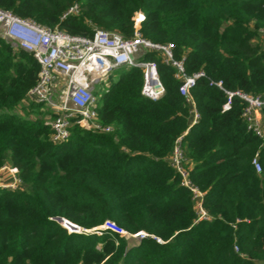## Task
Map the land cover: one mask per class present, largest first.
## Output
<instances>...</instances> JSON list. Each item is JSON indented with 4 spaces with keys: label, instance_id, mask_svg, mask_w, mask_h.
I'll return each instance as SVG.
<instances>
[{
    "label": "trees",
    "instance_id": "16d2710c",
    "mask_svg": "<svg viewBox=\"0 0 264 264\" xmlns=\"http://www.w3.org/2000/svg\"><path fill=\"white\" fill-rule=\"evenodd\" d=\"M76 4L79 13L61 19ZM0 8L71 34L99 26L125 37L134 35L140 12L144 37L173 43L187 75L204 73L189 90L200 116L191 127L176 68L150 52L146 59L156 62L165 89L160 100L142 95L143 70L134 66L105 93L95 92L97 122L110 131L75 125L55 143L46 122L54 111L42 114L36 103L19 108L40 64L0 35V168H15L21 180L17 188L0 187V264L264 259V144L248 129L244 99L234 94L224 108L228 91L264 97V0H0ZM176 147L210 219L196 221L193 193L171 162ZM106 221L151 236L97 233Z\"/></svg>",
    "mask_w": 264,
    "mask_h": 264
},
{
    "label": "built area",
    "instance_id": "2783aa9c",
    "mask_svg": "<svg viewBox=\"0 0 264 264\" xmlns=\"http://www.w3.org/2000/svg\"><path fill=\"white\" fill-rule=\"evenodd\" d=\"M79 6L73 5L68 8L61 19H66L79 13ZM140 13V12H138ZM137 14V13H136ZM135 14V17H136ZM135 19V31L131 37H125L117 31L93 27L90 35L71 34L63 29L39 23L30 17H21L11 10L0 8V35L14 45L29 51L40 64L39 78L35 86L27 92V98L21 103L28 107L31 103L43 104L45 109H50L56 114L55 117H46V122L51 126V140L60 143L69 138L71 133L72 118H79V126H89L93 129L110 131L111 127L102 128L97 122V106L99 96L95 95V84L101 83L113 70L121 66H129V69L137 66L143 70V86L141 93L152 100H160L165 89L160 79L157 64L153 60L146 59L150 52L161 55L164 62L176 68L175 76L180 79V92L191 105L190 127L200 119L195 102L190 94L196 78L203 76L202 71L193 75H187L184 68V58L176 59L174 56L173 43L154 42L144 37L140 32V23L144 18ZM65 84L64 90L57 104L53 103V93L57 85ZM59 85V86H60ZM220 86V82L218 83ZM228 101L224 108H228L232 95H239L247 102L243 117L247 122L248 129L261 138L264 144V97L260 95L235 91H228ZM183 152L176 147L171 162L177 166L182 174V184L190 189L195 200L198 218L210 219L203 205V193L189 179L187 172L182 169L181 158ZM252 164L257 172L262 171L259 153H255ZM5 174H9L10 180L5 181ZM21 180L16 174L15 168L3 165L0 168V187L17 188ZM68 230L66 224H63ZM80 231L81 228L73 229ZM92 230V229H91ZM97 233L107 231L117 233L124 237H134L141 240L151 236L144 231L129 234L112 221H106L98 228ZM154 237V236H153ZM159 240V239H158ZM238 251V248L235 247Z\"/></svg>",
    "mask_w": 264,
    "mask_h": 264
},
{
    "label": "rangeland",
    "instance_id": "374dc122",
    "mask_svg": "<svg viewBox=\"0 0 264 264\" xmlns=\"http://www.w3.org/2000/svg\"><path fill=\"white\" fill-rule=\"evenodd\" d=\"M141 17H142V15H141V13H137L136 14V19H141ZM129 70V66H121V67H119V68H117V69H115V70H113L106 78H103V80H102V82L101 83H97V84H95V92L96 93H105L108 89H109V87L111 86V84L112 83H114L115 81H117L118 80V78L121 76V74L122 73H126L127 71ZM60 85V84H59ZM59 85H57L56 87H55V89H54V93H53V103L54 104H57V103H59V101H60V96H61V94H62V91L64 90V87H65V84H61L60 86ZM44 107H46L45 105L42 107V109H40V108H37V105H35V107L34 108H36V109H38V110H44V112H42V114L43 113H45V111L47 110V109H45ZM39 112V111H38ZM41 114V112H40V114L39 113H37V112H35V113H33L32 114V117H37L38 115L39 116H41L42 115ZM48 116V115H47ZM46 116V117H47ZM71 121V127L72 126H75V125H81V122L80 123H78V121L76 120H74L73 118H72V120H70ZM10 176L11 175H9V174H5V176H4V180L5 181H9L11 178H12V176H11V178H10Z\"/></svg>",
    "mask_w": 264,
    "mask_h": 264
},
{
    "label": "water",
    "instance_id": "95a60500",
    "mask_svg": "<svg viewBox=\"0 0 264 264\" xmlns=\"http://www.w3.org/2000/svg\"><path fill=\"white\" fill-rule=\"evenodd\" d=\"M57 221H59L60 223L62 224H66V222H69L67 221V219L65 218H62V217H56ZM78 229V228H76ZM249 259L254 263V264H264V259H255V258H252L249 256Z\"/></svg>",
    "mask_w": 264,
    "mask_h": 264
},
{
    "label": "crops",
    "instance_id": "0c3cea01",
    "mask_svg": "<svg viewBox=\"0 0 264 264\" xmlns=\"http://www.w3.org/2000/svg\"><path fill=\"white\" fill-rule=\"evenodd\" d=\"M263 117H264V112H263ZM138 240V239H137Z\"/></svg>",
    "mask_w": 264,
    "mask_h": 264
}]
</instances>
